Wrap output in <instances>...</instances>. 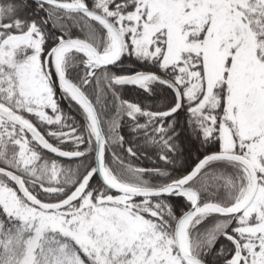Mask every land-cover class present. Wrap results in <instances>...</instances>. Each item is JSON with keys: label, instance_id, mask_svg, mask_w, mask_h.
Segmentation results:
<instances>
[{"label": "trees", "instance_id": "trees-1", "mask_svg": "<svg viewBox=\"0 0 264 264\" xmlns=\"http://www.w3.org/2000/svg\"><path fill=\"white\" fill-rule=\"evenodd\" d=\"M80 1L87 8L107 15L114 23L126 12H131L126 8L128 0ZM58 37L85 40L100 52L109 42L107 30L82 15L37 5L29 0H0V50H8L6 59L11 62L7 64L0 58L1 67L26 65L34 57L36 64L43 69L44 59ZM139 56L130 52L118 66L90 71L86 67L87 57L72 51L64 58L63 71L69 81L83 88L95 109L105 139L104 167L120 184L158 189L187 175L207 155L221 152L219 128L224 122L226 93L224 85L220 84L209 94L208 84L200 73L197 91L186 97L188 85L185 77V83L179 87L183 102L181 110L172 118L146 116L149 111L144 110L145 103H148L145 87H125L112 82L114 74L120 70L124 75L146 71L148 58ZM197 58L200 67L202 61L199 56ZM155 60L159 63L158 59ZM46 81L50 82L47 78ZM49 86L53 90V105L61 104L59 112L62 115L65 112L66 118L61 116L62 120L51 121L56 114V106L54 111L47 108L51 103L40 107L43 111L34 110L26 114L28 121L50 144L60 150L80 152L82 159L67 162L47 155L20 129L0 118V167L18 175L26 189L43 202L50 201L49 197L53 196L64 198L67 189L78 181L77 186L84 184L80 200L87 195L91 201L108 196L126 199L120 206L153 222L157 220L155 223L161 224L172 240L173 225L190 208V204L182 196L130 198L117 196L104 188L93 174L95 146L86 112L54 80ZM164 95L163 101H156L164 106H158L162 109L157 111L159 113L169 111L172 107L169 110L167 107L174 105L167 91ZM150 112L154 114L156 111ZM229 153L240 155L252 164L243 148H235ZM83 160L88 161L89 166L77 173V167ZM254 172L258 188L263 184L264 175L255 167ZM247 178V169L239 161L214 159L200 169L190 185L198 193L199 206L215 204L229 208L243 196ZM52 186L56 191L47 192ZM17 198L22 202L20 197ZM111 203L109 201L108 205ZM4 206L0 205V264H14L24 252L32 233L25 221L15 218ZM70 208L47 214L33 210L49 216L64 213ZM260 209L264 216V199ZM246 210L234 215L195 216L187 230L191 253L204 264H264V236L261 234L264 224L262 228L251 219L244 220Z\"/></svg>", "mask_w": 264, "mask_h": 264}, {"label": "rangeland", "instance_id": "rangeland-1", "mask_svg": "<svg viewBox=\"0 0 264 264\" xmlns=\"http://www.w3.org/2000/svg\"><path fill=\"white\" fill-rule=\"evenodd\" d=\"M126 8L131 12H126L115 23L125 36L126 54L132 52L152 60L159 57L163 69L176 67L179 57L184 54L199 56L202 63L198 71H191L192 66L185 61L184 73L189 81L186 97L197 91L200 73L208 84L209 94L223 84L226 96L224 122L219 128L221 152L243 148L255 170L264 175V0H128ZM108 38L103 54H111L113 46H117V54L116 36L110 33ZM80 52L93 57L87 50ZM6 57L8 50H0V58L10 64ZM46 58L49 57H45L43 69L34 57L26 65L0 66V104L17 111L26 121V114L43 111L40 108L43 105L52 103V107L47 106L51 111L56 106L51 101L53 90L49 86L56 80L51 74L50 60L45 64ZM114 75L124 74L120 70ZM46 78H51L49 83ZM142 87H145L144 83ZM166 91L172 96L164 88V93ZM60 105L56 106L51 121H60L61 116L66 118L65 112L64 115L59 112ZM156 105L145 103L144 110L152 108L157 112ZM88 166L89 162L83 160L76 166L77 173ZM247 174V188L236 204L238 207L248 198L253 185L251 173ZM78 183L69 187L64 196ZM48 188L47 192L56 191L54 186ZM257 192L243 219H251L263 228L264 216L260 214V208L263 206L264 180L258 185ZM17 197L15 188L0 177V205H5L6 211L10 209L18 220L25 221L32 233L14 264H182L166 229L155 223L157 220L153 222L120 206L126 199L108 196L91 201L87 195L64 213L48 216L28 209ZM49 198L51 200L46 202L49 204L63 199L60 196ZM109 201L112 203L108 205ZM261 234L264 236V232ZM187 241L190 251L188 238Z\"/></svg>", "mask_w": 264, "mask_h": 264}, {"label": "water", "instance_id": "water-1", "mask_svg": "<svg viewBox=\"0 0 264 264\" xmlns=\"http://www.w3.org/2000/svg\"><path fill=\"white\" fill-rule=\"evenodd\" d=\"M37 3H41L43 5L52 7L56 10L67 12V13H74L79 14L89 19H92L99 24H101L104 28H106L109 32L114 34L118 40L119 50L117 55L114 58L106 59L104 55L99 53L92 45L87 43L81 39H61L58 43L51 49L50 52V60L52 65L53 74L57 83L64 89L65 86L70 88V90L77 96L78 103L86 110L89 120L91 122V126L93 128L94 133V144H95V152L93 155V165H94V175L99 180L104 188L111 191L112 193L118 196L130 197V198H158L163 196H173L174 194L182 195L185 191L190 190L193 191L195 194V201L190 204V208L185 211L180 217L176 220L174 227H173V244L176 251L178 258L180 259L182 264H204L201 260L197 257L192 255L190 252L185 251L182 248V243L180 239V232L184 221L189 216H194L197 213L198 209V193L197 191L189 186V184L193 181L196 177L200 169L209 161L214 159H229L235 160L243 163L251 172L254 184L252 187V191L246 200V202L242 205L241 209L236 212H242L245 210L250 203L252 202L255 193H256V177L253 171L252 165L243 157L235 154L229 153H214L210 154L207 157L203 158L187 175L182 177L176 182H173L169 185L163 186L158 189H141V188H130L121 185H112L110 184L103 174V166H102V155H103V148H104V137L100 128V124L94 110V107L84 95L82 90L78 88L76 85L71 83L65 76L60 72V69L56 65L55 62V55L57 50L63 46L64 44H71V43H79L82 47H84L88 52H90L93 58L86 64L90 70H100L104 68H109L115 66L125 54V38L123 34L119 31V29L104 15L91 11L85 7L78 5L77 3H61L54 0H32ZM145 73H138L132 76L115 79L113 80V84L115 85H123V86H134L136 85L137 81L140 78L145 77ZM169 88L172 90L175 100H176V107L173 111L168 113L166 117H172L179 112L181 109L182 99L178 89L169 81L163 80ZM76 100V99H75ZM0 117L8 121L9 123L13 124L15 127L21 129L29 138L36 142L38 148L51 155L54 158L61 159L64 161H76L82 158V154L80 153H70L60 149L55 148L54 146L50 145L32 126L26 124L22 120L18 118V116L10 111L3 109L0 107ZM0 176L7 178V180L11 183V185L15 188L18 195L31 207L40 210L45 213L57 212L64 210L74 203L78 201L84 191V184L80 187L75 189L69 196L63 199L60 202L53 203V204H46L42 203L32 195L28 193L25 189L23 183L21 182L20 178L3 168H0ZM233 213V214H236Z\"/></svg>", "mask_w": 264, "mask_h": 264}, {"label": "flooded vegetation", "instance_id": "flooded-vegetation-1", "mask_svg": "<svg viewBox=\"0 0 264 264\" xmlns=\"http://www.w3.org/2000/svg\"><path fill=\"white\" fill-rule=\"evenodd\" d=\"M158 58L159 57L154 58V60L148 58V62L146 64L147 70L143 71L144 73H146V76L144 78L140 79L137 82V84H138V87H141L143 83L145 84V90H146L147 97H148V103H151V104L157 103V105H156V107H154V109L158 108L157 110H162V109H159L158 106H160L161 108H163L164 106H161L160 105L161 103L159 104L156 101H160V102L163 101L161 99L165 96L163 93L164 88H167V90H169L171 92L172 98L175 102V96H174L172 90L169 88V86L163 80L169 81L174 86H176V88L178 90H180L179 89L180 85L184 84L186 81L185 80V73H184L185 61H188L189 64L192 66L191 71H193V72H194V70L198 71L200 67H199V64L197 63L198 58L195 55L185 56V54H184V55L180 56L176 67H173V69H171L169 67H167L166 69L161 68L160 67L161 61ZM155 59H158L159 63L156 62ZM179 70H181V71L179 72ZM50 79L51 78H49V80ZM198 81H199V79H198ZM188 84H189V81L187 79V85ZM157 90H159V92H157ZM182 90H185V89H182ZM151 109L152 108L148 109L149 112H147V113L151 118H156V119L157 118L158 119L164 118L165 117L164 115L170 111L169 110L165 113L164 112H160V113L155 112L153 114L152 112H150V111H153V109L152 110Z\"/></svg>", "mask_w": 264, "mask_h": 264}, {"label": "bare ground", "instance_id": "bare-ground-1", "mask_svg": "<svg viewBox=\"0 0 264 264\" xmlns=\"http://www.w3.org/2000/svg\"><path fill=\"white\" fill-rule=\"evenodd\" d=\"M72 50H75V51H85V48L82 47L79 43H71V44H64L62 47H60L57 52H56V55H55V62H56V65L58 66V68L60 67V62L64 56V54L68 53L69 51H72ZM116 51H117V46H113V52L109 55H105L104 57L106 59H110L111 57H113L114 54H116ZM66 89H68L71 94L75 97V99H77V96L70 90V88H68L67 86H65ZM103 174H104V177L106 178V180L112 184V185H116L118 186V184L113 181V179H111L107 173V171L105 169H103ZM183 196L185 197V199L187 201H190V202H194L195 200V194L193 191H185L183 193ZM214 206H211V205H208V206H204V207H201L199 209V213H209V212H218L217 209L214 208ZM235 211H238V206H234L228 210H226L225 212H229V213H232V212H235ZM194 216H189L183 223L182 225V228H181V232H180V239H181V243H182V248L185 250V251H188V241H187V227L190 223V221L193 219ZM195 264V263H193Z\"/></svg>", "mask_w": 264, "mask_h": 264}]
</instances>
